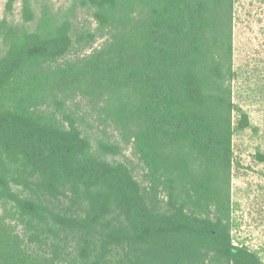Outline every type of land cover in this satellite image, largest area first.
I'll list each match as a JSON object with an SVG mask.
<instances>
[{"label":"trees","instance_id":"trees-1","mask_svg":"<svg viewBox=\"0 0 264 264\" xmlns=\"http://www.w3.org/2000/svg\"><path fill=\"white\" fill-rule=\"evenodd\" d=\"M22 1V24L0 22V264H264L233 244L227 216L233 132L250 127L238 69L264 100V0L249 2L244 44L235 0H137L107 44L66 65L68 24L30 31ZM40 88L103 107L144 181L103 158L114 145L93 149L79 120L38 115Z\"/></svg>","mask_w":264,"mask_h":264},{"label":"rangeland","instance_id":"rangeland-1","mask_svg":"<svg viewBox=\"0 0 264 264\" xmlns=\"http://www.w3.org/2000/svg\"><path fill=\"white\" fill-rule=\"evenodd\" d=\"M136 1L28 0L33 21L27 27L33 31L40 24H47L51 28L68 24L72 44L67 56L59 63L73 64L107 44L113 33L120 30L126 16L130 15V4L132 8ZM235 1V33L236 37L241 35L242 40H238L244 44L248 39L250 0ZM6 2L0 0V22L6 20L9 24H22L23 1L17 0L10 11L6 9ZM239 42L236 41V46L242 48ZM236 63L237 68V58ZM238 70L242 75L233 83V100L248 115L250 127L233 132L227 216L233 244L256 252L264 263V162L258 163L253 159L257 153L264 155V100L257 101V96L252 94L254 83L247 80L246 72ZM34 97L39 104L36 108L38 115L58 124L63 123L66 116L79 120L78 127L89 139L93 149H97L100 142L114 145L115 150L112 153L105 151L103 158L111 163L125 165L134 178L144 181V169L136 155L131 135L107 122L108 113L103 107L80 96H68L66 99L61 95L53 96L42 88L37 90ZM57 101H61V107L55 103ZM237 119L238 113L233 114L234 123ZM167 175L173 177L170 173ZM164 190L158 189L156 198L157 202L165 204L169 198Z\"/></svg>","mask_w":264,"mask_h":264}]
</instances>
